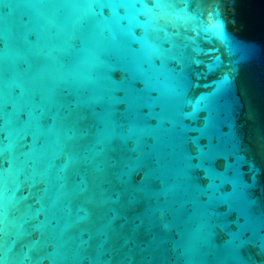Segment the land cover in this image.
Listing matches in <instances>:
<instances>
[{
	"label": "water",
	"instance_id": "water-1",
	"mask_svg": "<svg viewBox=\"0 0 264 264\" xmlns=\"http://www.w3.org/2000/svg\"><path fill=\"white\" fill-rule=\"evenodd\" d=\"M0 264H264V0H0Z\"/></svg>",
	"mask_w": 264,
	"mask_h": 264
},
{
	"label": "snow or ice",
	"instance_id": "snow-or-ice-1",
	"mask_svg": "<svg viewBox=\"0 0 264 264\" xmlns=\"http://www.w3.org/2000/svg\"><path fill=\"white\" fill-rule=\"evenodd\" d=\"M212 31H214V33L218 36H223V32L221 29V25L219 24V22H216L212 25Z\"/></svg>",
	"mask_w": 264,
	"mask_h": 264
}]
</instances>
